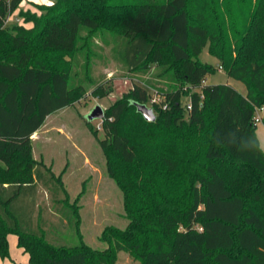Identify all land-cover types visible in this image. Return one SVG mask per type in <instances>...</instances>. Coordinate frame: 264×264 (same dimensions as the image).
I'll return each mask as SVG.
<instances>
[{
  "label": "trees",
  "instance_id": "obj_1",
  "mask_svg": "<svg viewBox=\"0 0 264 264\" xmlns=\"http://www.w3.org/2000/svg\"><path fill=\"white\" fill-rule=\"evenodd\" d=\"M22 1L0 0V255L16 233L32 264H115L122 251L139 264H264V150L254 122L264 106V0H54L9 23ZM81 40L87 53L109 47L133 80L105 110L100 140L128 222L106 226L107 247L95 250L63 179L30 143L82 95L68 58ZM207 47L246 93L206 82L217 71L199 59ZM84 70L96 91L111 92ZM150 89L160 103H149ZM53 214L74 228L76 244L55 242Z\"/></svg>",
  "mask_w": 264,
  "mask_h": 264
},
{
  "label": "rangeland",
  "instance_id": "obj_2",
  "mask_svg": "<svg viewBox=\"0 0 264 264\" xmlns=\"http://www.w3.org/2000/svg\"><path fill=\"white\" fill-rule=\"evenodd\" d=\"M26 2L31 5L28 11L40 15L42 13L40 6L52 4L54 0H27ZM23 11L27 10L23 9ZM8 22L13 23L15 19L9 17ZM93 37L97 45H103L99 33ZM82 43L81 40L76 52L68 56L70 70L73 69L80 74L77 80L71 82L72 86L82 84L83 78L82 95L69 106L49 115L39 133L30 138V143L34 155L44 160L63 179L70 200L80 207L81 232L84 241L95 250L107 247V243L101 239L106 226L125 227L128 221L124 192L109 175L107 167L110 157L100 144V140L104 138L102 119L89 120L88 115L97 104L105 110L109 108L129 90L133 80L130 78L131 74H128L121 64L113 59L109 47L103 50L100 46L96 47V55L93 52L82 51ZM208 48H204L199 59L213 63L217 71L213 76L209 75L206 82L229 83L246 93V86L239 80L228 77L225 70L220 67V62L209 53ZM86 66L90 67L91 76L94 78L103 76L104 87L108 89L111 85L113 87L111 92L96 91L97 82L88 78L84 70ZM151 71L154 72L155 68L153 67ZM84 76L87 81L84 80ZM150 92L153 90L150 89ZM260 113L264 118V110ZM256 124L257 136L264 150V121ZM43 190L41 187L39 201L48 202L49 193ZM50 220V226L61 228H52L50 231L57 236L56 243L74 245L78 242L74 228L70 225L66 227L65 218L62 219L53 214ZM8 240L9 256L0 255V264H32L29 253L19 245L18 235L10 233ZM115 264H139V261L124 251Z\"/></svg>",
  "mask_w": 264,
  "mask_h": 264
},
{
  "label": "water",
  "instance_id": "obj_3",
  "mask_svg": "<svg viewBox=\"0 0 264 264\" xmlns=\"http://www.w3.org/2000/svg\"><path fill=\"white\" fill-rule=\"evenodd\" d=\"M137 109L139 112L143 114L146 120L149 121L156 120V113L153 107H150L145 103H137ZM104 117H105V109L100 104H97L88 115L89 120H93L96 118L103 119Z\"/></svg>",
  "mask_w": 264,
  "mask_h": 264
},
{
  "label": "crops",
  "instance_id": "obj_4",
  "mask_svg": "<svg viewBox=\"0 0 264 264\" xmlns=\"http://www.w3.org/2000/svg\"><path fill=\"white\" fill-rule=\"evenodd\" d=\"M27 0H23L22 1V3L20 4V6H19V9H17V10H15L14 11V13L11 15V16H9L10 18H14L15 19V21L16 22H19V23H24L23 22V18L19 15V12H20V10H28V9H31V5L30 4H28V2H26ZM8 20H9V18H8ZM27 26H31L32 24L31 23H27L26 24ZM61 109H63V108H61ZM60 110V109H59ZM58 111V110H57ZM56 112V111H55ZM51 115V114H50ZM48 118V117H47ZM47 118H46V120H47ZM47 122V121H46ZM45 124V123H44ZM43 124V125H44ZM43 125H42V127H43ZM41 127V128H42ZM41 128L39 129V131L41 130ZM39 131L38 132H36V133H34L32 136L33 137H35V135L36 134H38L39 133ZM33 137H31V138H33ZM36 157V156H35ZM37 158V157H36ZM38 159V158H37ZM121 253H124V251H122V252H119V254H118V257H120V255H121Z\"/></svg>",
  "mask_w": 264,
  "mask_h": 264
},
{
  "label": "built area",
  "instance_id": "obj_5",
  "mask_svg": "<svg viewBox=\"0 0 264 264\" xmlns=\"http://www.w3.org/2000/svg\"><path fill=\"white\" fill-rule=\"evenodd\" d=\"M220 67H221V66H220ZM221 68H222V67H221ZM152 93H153V94H151V98H150L149 103H150V104L160 103L161 100H162V96L160 95V93H158V92L155 91V90H154ZM165 107H167L166 104H164V108H165ZM189 107H191V106L189 105ZM263 110H264V106H262V107H258V108L256 109V111H255V115H254V122H255V123L260 122V121L263 120V117L261 116L262 113H260V112L263 111ZM99 127H101V125H100Z\"/></svg>",
  "mask_w": 264,
  "mask_h": 264
}]
</instances>
